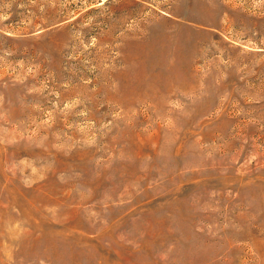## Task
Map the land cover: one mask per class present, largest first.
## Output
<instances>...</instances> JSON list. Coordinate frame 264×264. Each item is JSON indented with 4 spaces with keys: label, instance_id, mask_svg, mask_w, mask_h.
<instances>
[{
    "label": "rangeland",
    "instance_id": "rangeland-1",
    "mask_svg": "<svg viewBox=\"0 0 264 264\" xmlns=\"http://www.w3.org/2000/svg\"><path fill=\"white\" fill-rule=\"evenodd\" d=\"M0 264H264V0H0Z\"/></svg>",
    "mask_w": 264,
    "mask_h": 264
}]
</instances>
